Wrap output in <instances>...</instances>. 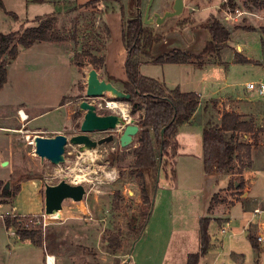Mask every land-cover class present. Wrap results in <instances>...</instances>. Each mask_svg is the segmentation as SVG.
<instances>
[{
  "label": "rangeland",
  "instance_id": "obj_1",
  "mask_svg": "<svg viewBox=\"0 0 264 264\" xmlns=\"http://www.w3.org/2000/svg\"><path fill=\"white\" fill-rule=\"evenodd\" d=\"M188 1L185 0L181 15L169 17L161 24L153 23L150 26L161 34L173 29L185 34L187 22L190 18L193 19L187 9ZM4 2H6V10L17 14L19 19L0 8L1 32H22L28 27L36 26L38 25L37 16L45 17L54 14L53 7L56 5L54 1L52 3L40 0H4ZM149 2L150 0H141L139 10L138 7L131 5V0H63L61 12L48 18L54 19L60 34L65 37L64 41L59 42L64 51L62 66L61 55L47 54L39 47V42L30 50L21 47L18 58L9 66L8 83L0 89V123L3 125L1 130L5 131H0V149L6 148L8 142L11 147L12 139L14 144L13 152H9V156L4 159L3 169L13 170V172L0 180V203L12 201V196H2L6 191L14 194L19 188L20 192L22 183L31 180H37L43 184V195H45L46 184H58L66 179L70 183L83 184L86 187L87 194L83 200L92 201V198H97L92 203L95 211L93 210V215L90 216V225L84 220L61 225V219L49 218L46 215L42 219L43 222H36L35 219L32 222L26 221L28 227L41 224L45 227V224H48L45 231L49 234L48 239H51L54 244L53 251L57 254L58 264H121L146 227L145 225L144 229H141L145 210L149 205L143 201L141 179L134 166V149L140 145L141 130L134 137L133 142L125 147L120 145L123 128L119 131L89 133L94 140L114 136L113 141L105 142L90 150L80 151L79 145L69 141L65 151V162L60 164L42 159L35 152L33 142L38 135L53 137L64 134L70 139L73 135L81 133V124L86 111L80 107V104L84 100L94 104L99 115L120 113L118 109L109 105L111 101L118 102L128 109L127 114L131 117L129 122L139 124L144 110L132 113L133 105L130 101L118 100L111 93L86 98V89L89 71L95 68V65L91 63L94 55L104 59L97 65L101 78L105 77L109 80V76L118 79L127 77L125 63L128 52L123 40V30L127 21L135 16L137 11H141L144 19ZM243 2L250 6L253 3L260 6L264 4V0H243ZM172 4L173 0H153L151 15L156 13L163 15L171 10ZM218 4L219 11L226 12L228 18L231 13L236 14L237 3L234 0L232 2L220 0ZM194 20L196 24H200V19ZM104 52H107V56ZM144 70L158 77L162 67L160 64L149 62ZM261 72L263 71L260 67L242 69L236 78L237 89L243 94L242 83L250 79H260L259 75L264 77V74H260ZM109 81L118 88L125 89L122 82ZM19 107L25 108V111L30 114L28 119H21ZM14 112L15 118H12ZM257 128L259 130L256 133H239L237 137L243 142L254 145L256 153L254 167L258 170V180H264V128L261 126ZM261 141L263 145L260 144ZM87 151H91L92 158L87 155ZM237 157L232 168L233 173L236 174L232 180H241L240 172L250 167L247 166L248 159L243 152H238ZM164 159L167 170L170 171V168L175 165L174 167L180 171L181 177L176 176L173 180V183H178V186H187V181L200 183L202 180L195 170L192 179L188 178L186 169H192V167L187 168L186 165L183 166L177 162L173 165L171 152L168 156L165 155ZM161 163L160 168H162ZM160 173V180H171L166 178L164 172L162 175L161 170ZM3 174L5 172L0 171V177ZM78 175H82V178ZM219 183L224 186L222 178ZM231 189H234L233 185L228 187V190ZM26 192L24 189L23 194ZM241 196L240 191L220 192L215 195L212 208L225 201L227 210L235 202L234 200H242ZM77 202L81 204L80 201L66 199L64 204L72 207L76 206ZM2 209L6 211L8 207L0 206V211ZM245 213H250L247 217H254L250 220L256 223L257 217L253 209L244 210L242 205H239L230 215L235 220L232 227L235 237L230 236L229 232L223 234L220 231L223 225L222 220L216 219L211 224L210 233L213 236V242L216 239L226 240L225 247L219 250L221 255V257L218 256L219 261L234 264L242 256V260L244 257L243 261L247 264H255L257 260L259 264H264V241L260 251L254 248L249 239L250 227L246 225ZM211 215L217 214L215 212L205 214L208 217ZM220 215L223 216V213ZM244 227L248 230H243ZM12 229L17 235L15 229ZM114 237L116 241H113ZM19 238L12 236L8 239L9 243L14 245L15 252L12 254L6 248L4 251L0 250V264H44L43 251L37 249V246L34 247L35 244L29 241L20 242ZM197 238L200 243V234L176 231L168 255L170 264H186L187 249H190L192 243L195 245L198 242ZM110 240L112 244H115L114 248L110 247ZM231 250L240 254L236 257L229 255L228 252ZM216 252L217 249L212 255ZM208 261L212 263L213 259L208 257L206 262ZM206 262L204 259L201 260V264Z\"/></svg>",
  "mask_w": 264,
  "mask_h": 264
},
{
  "label": "crops",
  "instance_id": "obj_2",
  "mask_svg": "<svg viewBox=\"0 0 264 264\" xmlns=\"http://www.w3.org/2000/svg\"><path fill=\"white\" fill-rule=\"evenodd\" d=\"M2 1L6 8V2H4V0ZM40 1H54L56 5H54L52 13L56 15L61 12L63 7L61 4L63 0ZM219 1L220 0H189L187 9H189L193 19L190 18L187 22L185 34L182 31L174 29L168 30L163 34V39L153 46L152 53L155 57L162 56L173 50H182L195 55L200 54L203 52L209 40L210 35L207 29L209 20L212 16H216L231 31L227 47L224 48L220 54L208 53L201 61L195 60L191 63L160 64L162 71L158 77H154L149 71L144 70L145 66L149 63L147 59L143 58L140 64V72L143 75L159 79L171 89L180 87L184 92H196L200 96V104L192 120L179 127L177 134L171 140L169 153L166 155L168 156L171 152V161L173 165L177 162L183 166L186 165L187 168L192 167V169H186L188 178L192 179L193 171L195 170L198 175L201 176L202 180L200 183H193L191 180V182L187 181V186H178V183H173V180H160V173L159 187L156 189L154 195L153 207L147 219L146 227L121 264H124L126 258L129 260L130 264H170L168 255L174 233L181 230L183 232H192L193 234L199 235L200 219L205 217L206 212H215L217 215L209 216L212 218L211 224L214 223L216 219L222 220L223 225L220 227V231L226 228L227 231H222V233L227 234L229 232L230 236L235 237V233L232 232L235 220L230 217V215L239 205H242L244 210L249 208H252L253 211L256 208L261 210L259 213L254 212L257 217L256 223L250 220V218L253 219L254 217H247L250 213H245L247 217L246 225L250 227L249 239L251 240V237H254L258 240L259 235H264V180H258V170L254 167L256 159L254 145L252 147L253 163L249 168L240 173L244 182L243 190H238L235 187L234 189L228 190V187L231 186V182H236V180H232L233 176L236 174L233 173V170L219 175L206 173L204 169L203 129L208 121L220 124L224 112L235 111L245 116V118H253L257 126L264 128V94H259L258 91L250 90L247 87L248 83L259 79H250L242 83V85H244L243 94L237 89L238 83L236 82V78L242 69L246 70L252 67H260L263 71L260 74H264V34L261 29L264 27V4L260 6L253 3L250 6L246 2L245 4L243 0H234L237 3V6L235 5V12L238 10L240 14L231 13V16L228 18L226 12L223 10L222 12L219 11ZM197 18L200 19V24H196L194 19ZM35 45L36 43L28 47L29 50ZM38 45L47 54L55 53L57 56L60 54L62 66L64 51L59 42L43 41L39 42ZM104 53L107 56V52ZM236 54L246 57L248 60H251V62H237ZM11 65L12 62L7 68L9 69ZM262 76L263 75H259L258 78L264 80ZM102 78L105 79V77ZM119 80L123 81L126 80V78ZM19 108L25 111V108ZM28 115L30 116V114ZM12 118H15V112ZM2 126L3 125L0 123V131L5 132L1 130L3 129ZM9 139L8 136V141ZM12 141L11 147H9L8 142L6 148L0 149V171L5 172V174L0 177V180L13 172V170L7 171L3 169L5 163L4 159L9 156V152L12 153L14 150ZM260 144L263 145V141H261ZM176 172L177 178L181 177L180 171L176 169ZM163 174L162 171V175ZM221 178L224 186H221L219 183L221 182ZM238 184L239 182H236V186H238ZM24 189L27 191L26 194H23ZM42 189L43 184L37 182V180L23 182L20 192L13 197L11 202L0 203V206L8 207V209H5L6 211L3 209L0 211V250L4 251L6 248L9 252L14 254L15 247L9 243L8 239L12 236L19 238L12 228L6 227L4 221L5 215L45 216V195H43ZM229 191L242 192V200H234L235 202L231 204L227 210L225 209V204H227L225 201L220 202L219 205H216L213 209L212 201L214 196L220 192L225 193ZM93 200H97V198H92V201L87 199L82 200L80 201L81 204L77 202L76 206L72 207H67L64 201L63 209L61 210V218H59L62 220L61 225H65L67 222L73 223L74 221L80 220H84L90 225V216L93 215L92 212L95 211L94 207H92ZM221 213H223V216L220 215ZM45 227V229H47L48 224H45ZM243 230H246V227H244ZM48 236L49 234L45 231L44 246L39 247L35 244L34 247L37 246V249L43 251L44 264H49L48 257H50V255L54 256L53 263L58 264L57 254L53 251L54 244L51 239H48ZM19 240L22 243L29 241L33 244L30 239L22 240L19 238ZM263 241L264 239L261 241L258 240L261 248ZM225 243L226 240L224 239H216L214 242L212 240L211 250L203 256L201 260L204 259L206 262L208 257H211L213 262L210 263L208 261L206 264H229L218 260V256L221 257L219 250L225 247ZM199 249L200 243L198 239L195 245L192 243L190 249H187V256L189 253L196 252ZM215 249H217V252L212 255ZM228 254L232 256L235 255L236 257L240 253L231 250ZM201 260L199 264H201ZM237 260L238 261L234 264H241L244 262V257L242 260V256H240Z\"/></svg>",
  "mask_w": 264,
  "mask_h": 264
},
{
  "label": "trees",
  "instance_id": "obj_3",
  "mask_svg": "<svg viewBox=\"0 0 264 264\" xmlns=\"http://www.w3.org/2000/svg\"><path fill=\"white\" fill-rule=\"evenodd\" d=\"M232 2L233 0H229ZM264 3V2H263ZM131 5L140 10L141 0H131ZM0 8L6 10L2 0ZM11 13L16 19L18 15ZM54 15L38 16L36 20L38 25L28 27L24 31L1 32L0 31V89L8 81V65L15 60L20 52V48H28L37 42L52 41L61 42L65 37L60 34L54 19H48ZM54 18V17H53ZM209 31V40L206 43L203 52L198 55L182 50H173L162 56L155 57L152 53L153 46L160 42L164 35L156 32L152 26L143 22L141 11L131 17L123 30V40L128 52L125 63L126 80H119L109 76V80L122 82L124 91L131 94L128 100L133 105L132 113L144 110L140 117V145L134 149V166L138 170V176L141 179L142 198L145 204L149 205L145 210V218L141 229L143 230L147 219L153 207V199L156 189L159 187L158 170L162 162L161 171L166 174V178L175 180L177 172L175 167L170 171L166 169L167 163L164 159L169 153L170 143L177 134L181 125L190 122L200 104V96L196 92H184L180 87L169 88L163 81L148 77L140 72V64L145 58L155 64H184L195 60L201 61L208 53H217L227 47V42L231 36V31L216 16H212L207 26ZM264 34V27L261 28ZM236 60L239 63H250L246 57L236 54ZM102 57L92 56L91 63L97 65L102 63ZM201 63V62H200ZM123 90V89H122ZM165 129L162 134V130ZM256 122L253 118H245L235 111H226L223 113L220 124L208 121L203 129V162L206 173L225 174L232 170L233 164L238 159V152H243L252 164V147L250 143L238 139L239 133H256ZM241 171L240 173H242ZM236 182H239L236 186ZM232 181L238 190L244 189L243 179ZM19 193H10L6 191L2 196L15 197ZM215 198V196H214ZM213 198V199H214ZM42 221L41 215H11L5 216L4 221L7 228H14L17 235L22 239H30L34 244L43 247L45 237V227L43 224L35 227H28L26 221ZM212 218L205 216L200 219V249L189 253L186 264H199L201 258L205 256L212 248V235L210 225ZM116 241V237L113 238ZM110 247L114 248L110 240ZM251 242L256 250H261L258 240L251 237ZM119 249V248H118ZM241 264H247L245 262ZM255 264H259L257 260Z\"/></svg>",
  "mask_w": 264,
  "mask_h": 264
},
{
  "label": "water",
  "instance_id": "obj_4",
  "mask_svg": "<svg viewBox=\"0 0 264 264\" xmlns=\"http://www.w3.org/2000/svg\"><path fill=\"white\" fill-rule=\"evenodd\" d=\"M152 4L153 0H150L145 11L143 22L146 25L161 24L169 17L181 15L184 11L185 0H173L171 10L166 11L163 15L159 13L151 15ZM105 93H111L116 99L123 101H128L131 98L130 93L118 88L112 81L101 78L97 69H91L87 80L86 98L100 97ZM80 107L86 111L81 124V133L73 135L70 139L64 134H57L53 137L40 135L35 137V152L42 159H48L54 164L65 162V151L69 141L72 144L79 145L80 151H85L114 140L113 135L94 140L89 134L94 131H119L123 128L120 145L125 147L133 142L134 137L141 129L139 124L129 122L130 115H125L121 111L118 114L99 115L96 106L88 100L82 101ZM164 131L165 129L162 130V134ZM160 170L159 167L158 178ZM86 194L87 189L83 184H73L66 179L58 184H46L45 215L51 216L61 212L66 199L82 201Z\"/></svg>",
  "mask_w": 264,
  "mask_h": 264
},
{
  "label": "bare ground",
  "instance_id": "obj_5",
  "mask_svg": "<svg viewBox=\"0 0 264 264\" xmlns=\"http://www.w3.org/2000/svg\"><path fill=\"white\" fill-rule=\"evenodd\" d=\"M109 105H110L112 108H114V109H118L119 111L123 112L125 115H127V113H129V112H128V109H127V108H124V107H123L121 104H119L118 102L111 101V102H109ZM19 114H20L21 119H23V120H26V119L29 118L27 112H25V111L22 110V109L19 111ZM130 118H131V117H130ZM23 132H24V131H23ZM33 143H34V142H33ZM87 155H89V156L91 157V156H92V155H91V151H87ZM93 156H94V155H93ZM91 158H92V157H91ZM78 176L82 178V175H78ZM60 214H61V212H59V213H55L54 215L47 216V217H49V218H60ZM50 260H51V262H50ZM53 260H54V256L50 255V258H49V264H54V263H53Z\"/></svg>",
  "mask_w": 264,
  "mask_h": 264
},
{
  "label": "built area",
  "instance_id": "obj_6",
  "mask_svg": "<svg viewBox=\"0 0 264 264\" xmlns=\"http://www.w3.org/2000/svg\"><path fill=\"white\" fill-rule=\"evenodd\" d=\"M236 13H237V14H240L238 10H236ZM230 16H231V15H229V17H230ZM247 87H248V89H250V90H256V91H258L259 94H264V80H262V79H259V80H257V81H253V82L248 83ZM254 212H255V213H259V212H261V210H260L259 208H256V209H254ZM222 231H223V232H226L227 229H226V228H223ZM263 239H264V235H259V236H258V240H259V241H261V240H263ZM49 258H50V257H48V262H49ZM124 264H130V263H129V260H128L127 258H126V261L124 262Z\"/></svg>",
  "mask_w": 264,
  "mask_h": 264
},
{
  "label": "flooded vegetation",
  "instance_id": "obj_7",
  "mask_svg": "<svg viewBox=\"0 0 264 264\" xmlns=\"http://www.w3.org/2000/svg\"><path fill=\"white\" fill-rule=\"evenodd\" d=\"M172 8V7H171Z\"/></svg>",
  "mask_w": 264,
  "mask_h": 264
}]
</instances>
